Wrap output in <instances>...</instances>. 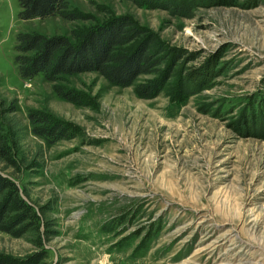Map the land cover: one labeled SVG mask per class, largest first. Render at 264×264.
I'll return each instance as SVG.
<instances>
[{"label":"rangeland","instance_id":"374dc122","mask_svg":"<svg viewBox=\"0 0 264 264\" xmlns=\"http://www.w3.org/2000/svg\"><path fill=\"white\" fill-rule=\"evenodd\" d=\"M67 1L86 17L22 20L17 0H0V98L15 101L24 127L17 153L30 160L37 143L42 151L38 166L0 170L51 207L57 234L42 246L44 262L264 264V0ZM121 15L169 47L174 72L155 97L94 71L56 82L17 75L16 33L69 34ZM200 65L216 76L188 82ZM182 88L193 94L170 96ZM28 109L61 119L68 136L47 144L31 134ZM0 250L35 248L0 232Z\"/></svg>","mask_w":264,"mask_h":264},{"label":"trees","instance_id":"16d2710c","mask_svg":"<svg viewBox=\"0 0 264 264\" xmlns=\"http://www.w3.org/2000/svg\"><path fill=\"white\" fill-rule=\"evenodd\" d=\"M232 3V0H217L215 5ZM17 4V17L22 20L55 15L67 20L86 17L71 10L67 0H17ZM164 9L170 8L164 6ZM14 51L12 61L20 78L40 74L45 80L56 82L62 75L94 71L112 85H133L134 93L141 98L158 95L171 79L175 68L174 61L171 64L168 62L170 53L166 43L154 31L139 25L128 15L73 28L69 34L18 32L15 35ZM204 73L216 76L202 65L194 66L188 68V82L194 84L200 81ZM141 74L153 76L134 83ZM52 87L60 97L78 101V95L72 89H64L58 84ZM182 94L193 93L183 89L170 96L175 99ZM15 111L14 100L5 101L0 98V163L1 169L10 168L12 172H17L25 160L16 149L23 137L24 127L13 114ZM25 115L29 132L47 144L68 136L66 124L44 109H28ZM41 156V145L37 143L33 156L25 160V165L38 166L35 159ZM124 207H121L120 212L125 211ZM49 212V205L33 204L28 199V191L0 170V232L21 238L35 248L21 256L0 250V264H46L42 246L57 234L56 221L48 216ZM104 232H110V229L106 228Z\"/></svg>","mask_w":264,"mask_h":264}]
</instances>
